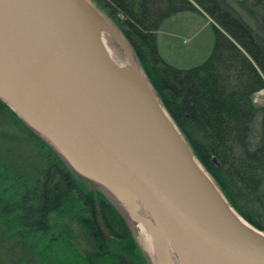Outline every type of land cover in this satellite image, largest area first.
<instances>
[{
  "label": "trees",
  "instance_id": "16d2710c",
  "mask_svg": "<svg viewBox=\"0 0 264 264\" xmlns=\"http://www.w3.org/2000/svg\"><path fill=\"white\" fill-rule=\"evenodd\" d=\"M92 1L227 202L264 231V105L254 102L264 89V0ZM198 8L217 24L213 48L197 64L176 66L159 54L156 32L169 16ZM131 226L107 192L0 99V242L12 241L2 251L9 262L151 264Z\"/></svg>",
  "mask_w": 264,
  "mask_h": 264
},
{
  "label": "water",
  "instance_id": "95a60500",
  "mask_svg": "<svg viewBox=\"0 0 264 264\" xmlns=\"http://www.w3.org/2000/svg\"><path fill=\"white\" fill-rule=\"evenodd\" d=\"M101 30L120 34L89 0H0V99L120 207L143 204L182 264H264V231L227 202L153 88L112 63Z\"/></svg>",
  "mask_w": 264,
  "mask_h": 264
},
{
  "label": "rangeland",
  "instance_id": "374dc122",
  "mask_svg": "<svg viewBox=\"0 0 264 264\" xmlns=\"http://www.w3.org/2000/svg\"><path fill=\"white\" fill-rule=\"evenodd\" d=\"M89 1L93 3L92 0ZM101 13L106 17L108 21L113 24L111 19L105 13H103L102 11ZM214 25L217 24L201 8H198L197 12L183 11L169 16L163 21L159 30H157L156 32V43L159 54L166 61L180 67H187L201 62L209 55L213 48ZM114 27L121 34L130 50L132 57H134V54L127 40L115 25ZM133 59L144 75L149 86H151L135 57ZM254 102L258 105H264V89L254 94ZM129 220L132 225L131 227L133 228L134 237L136 242L138 243L139 248L145 253L150 263L154 264L153 260L145 251L147 250L146 244L140 229H137L136 223H134L130 218ZM8 245L10 247L12 246V241L10 239L0 242V264H13L12 262H9L7 260L6 255H3L2 252L4 249L8 248Z\"/></svg>",
  "mask_w": 264,
  "mask_h": 264
},
{
  "label": "bare ground",
  "instance_id": "6f19581e",
  "mask_svg": "<svg viewBox=\"0 0 264 264\" xmlns=\"http://www.w3.org/2000/svg\"><path fill=\"white\" fill-rule=\"evenodd\" d=\"M99 38L109 59L126 78L143 89L150 87L120 34H111L101 30ZM116 198L126 212L133 213L139 217L136 227L140 229L144 237L147 249L144 250L148 253L154 264H182L169 238L161 234L158 226L143 204L137 201L134 206H130L120 198Z\"/></svg>",
  "mask_w": 264,
  "mask_h": 264
}]
</instances>
